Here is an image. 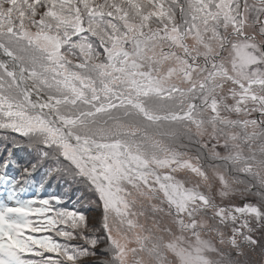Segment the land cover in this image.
<instances>
[{
	"label": "snow or ice",
	"instance_id": "snow-or-ice-1",
	"mask_svg": "<svg viewBox=\"0 0 264 264\" xmlns=\"http://www.w3.org/2000/svg\"><path fill=\"white\" fill-rule=\"evenodd\" d=\"M0 185V264H264V0H0Z\"/></svg>",
	"mask_w": 264,
	"mask_h": 264
},
{
	"label": "trees",
	"instance_id": "trees-1",
	"mask_svg": "<svg viewBox=\"0 0 264 264\" xmlns=\"http://www.w3.org/2000/svg\"><path fill=\"white\" fill-rule=\"evenodd\" d=\"M9 135H13L12 133H9ZM16 157L17 158H23L26 159V149H16ZM23 159H21V162H23ZM9 174H12V168L8 169ZM243 177V176H241ZM245 178V177H244ZM29 180H35V183H29L26 185V192H31L32 188L34 186H37L39 191L33 195L37 196L40 199H46L48 198V195L50 193H56V194H61L64 192L65 187L67 185H62L56 181H53L50 184H47L44 188H40L39 185V174H37L35 177H29ZM7 188V187H6ZM33 196H22L21 199H30ZM80 197L79 203H76L77 197ZM63 199V204L61 205L62 207L73 209V208H79L80 211L85 212L86 215L90 220H93L92 223H95L96 219L99 217L100 212L96 209L95 204L92 203L96 199L94 195H92L87 188H85L82 185H73L70 192L69 196H65L62 198ZM38 206V205H37ZM104 245L101 244L100 247H103ZM259 255L258 252L255 254H252V256ZM87 259H92V258H87Z\"/></svg>",
	"mask_w": 264,
	"mask_h": 264
},
{
	"label": "rangeland",
	"instance_id": "rangeland-1",
	"mask_svg": "<svg viewBox=\"0 0 264 264\" xmlns=\"http://www.w3.org/2000/svg\"><path fill=\"white\" fill-rule=\"evenodd\" d=\"M241 179H244V177H241ZM1 186L2 185H0V201H7V199H8V191L5 190ZM37 189H38V187L36 186V188H34L36 193L38 192ZM243 199L244 198L241 195L237 194L235 196V198H234V202H241ZM248 200H251L252 202H255L256 198H255V196L249 195L248 196ZM92 222H93V220L89 221V223H92ZM251 258L255 261V260H257L259 258V255H255V256L253 255Z\"/></svg>",
	"mask_w": 264,
	"mask_h": 264
}]
</instances>
